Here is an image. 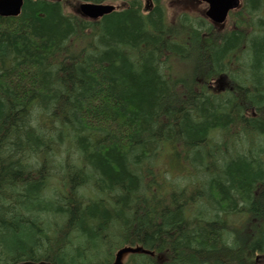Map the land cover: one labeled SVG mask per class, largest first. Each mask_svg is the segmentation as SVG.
<instances>
[{
    "label": "trees",
    "instance_id": "obj_1",
    "mask_svg": "<svg viewBox=\"0 0 264 264\" xmlns=\"http://www.w3.org/2000/svg\"><path fill=\"white\" fill-rule=\"evenodd\" d=\"M143 8L0 17V264H264V0Z\"/></svg>",
    "mask_w": 264,
    "mask_h": 264
},
{
    "label": "water",
    "instance_id": "obj_2",
    "mask_svg": "<svg viewBox=\"0 0 264 264\" xmlns=\"http://www.w3.org/2000/svg\"><path fill=\"white\" fill-rule=\"evenodd\" d=\"M208 5L206 16L215 24L222 25L227 21L229 13L237 10L242 5V0H200ZM25 0H0V17H19L22 13ZM116 10V6L109 4L83 3L79 6V11L83 17L98 20ZM129 254H150L142 247L125 248L121 250L114 264H123V259ZM20 264H51L42 262H24Z\"/></svg>",
    "mask_w": 264,
    "mask_h": 264
},
{
    "label": "rangeland",
    "instance_id": "obj_3",
    "mask_svg": "<svg viewBox=\"0 0 264 264\" xmlns=\"http://www.w3.org/2000/svg\"><path fill=\"white\" fill-rule=\"evenodd\" d=\"M145 4H146V0H144L143 11L144 13H148L151 9L147 8ZM115 5L118 6V4H115ZM75 6L76 5L72 4L71 6L67 8V11L68 12L73 11ZM166 10H167L168 17L171 20H174L175 14H182L184 12H188L191 15H196V14L204 13L205 5L197 2L196 0H166ZM217 79L219 80V78ZM225 81L222 80L221 82H225Z\"/></svg>",
    "mask_w": 264,
    "mask_h": 264
},
{
    "label": "flooded vegetation",
    "instance_id": "obj_4",
    "mask_svg": "<svg viewBox=\"0 0 264 264\" xmlns=\"http://www.w3.org/2000/svg\"><path fill=\"white\" fill-rule=\"evenodd\" d=\"M153 1V4L155 6V0H152ZM218 79H214L213 80V90H214V93L216 94L217 92L219 91H223L227 88V84L226 82H221V81H217Z\"/></svg>",
    "mask_w": 264,
    "mask_h": 264
},
{
    "label": "bare ground",
    "instance_id": "obj_5",
    "mask_svg": "<svg viewBox=\"0 0 264 264\" xmlns=\"http://www.w3.org/2000/svg\"><path fill=\"white\" fill-rule=\"evenodd\" d=\"M117 11H119L117 8H116V10L114 11V12H117ZM113 13V12H112ZM111 13V14H112ZM110 15V14H109ZM8 18H17V17H8ZM62 127V126H61ZM68 133V132H67ZM62 140V139H61ZM52 149V148H51ZM214 149V148H213ZM214 151V150H213ZM256 152V151H255ZM257 154V153H256ZM258 156V155H257Z\"/></svg>",
    "mask_w": 264,
    "mask_h": 264
}]
</instances>
